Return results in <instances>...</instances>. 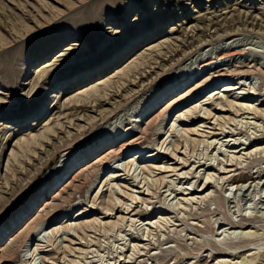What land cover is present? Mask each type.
Here are the masks:
<instances>
[{
  "label": "rangeland",
  "instance_id": "rangeland-1",
  "mask_svg": "<svg viewBox=\"0 0 264 264\" xmlns=\"http://www.w3.org/2000/svg\"><path fill=\"white\" fill-rule=\"evenodd\" d=\"M230 49L245 52L235 57L240 66L229 60L220 69H199ZM42 70L51 75L43 82L37 77ZM195 70L190 84L168 91L166 101L176 94L172 101L180 99L165 121L157 114L164 103L154 114L140 115L152 94ZM221 72L242 75L203 92ZM89 73L99 75L88 80ZM238 83L244 90L238 98L252 94L246 105L256 112L244 114L234 92L222 93L221 86ZM104 97L108 105L93 107L91 101ZM0 100L11 104L0 107V233L16 239L1 241L0 250L11 245L7 264H264V0H0ZM195 106L210 119L187 125L181 114ZM42 117L39 127L20 133ZM134 121L143 131L134 138L149 148L144 153H158L157 160L137 159L126 177L133 151L119 163L122 178L112 180L117 169L98 176L101 165L91 163L47 199L48 207L33 209L29 222L6 231L41 194L69 148L88 150ZM12 128L18 134L8 141ZM170 154L185 160L188 174L150 170L182 168ZM232 178L238 182L228 183ZM253 178H259L257 189ZM205 182V199L186 203L184 188ZM137 188L150 192L142 196ZM125 205L135 212L102 214ZM49 218L55 222L19 248L26 229ZM4 251L0 264L7 260Z\"/></svg>",
  "mask_w": 264,
  "mask_h": 264
},
{
  "label": "bare ground",
  "instance_id": "bare-ground-1",
  "mask_svg": "<svg viewBox=\"0 0 264 264\" xmlns=\"http://www.w3.org/2000/svg\"><path fill=\"white\" fill-rule=\"evenodd\" d=\"M214 16V15H213ZM93 17V16H92ZM233 47V46H232ZM245 52L244 51H237V50H234V49H230L229 51H227V52H223V53H221L219 56H218V59L217 60H214V61H211V60H209L207 63H204L203 65H201L200 66V68L199 69H201V71H203V70H211V69H216V68H218V69H220V68H222L223 66H225V65H227L228 63H230V61L229 60H231V63L232 64H235V65H239V63L235 60V57L236 56H242L243 54H244ZM10 54H11V52H10ZM245 55V54H244ZM14 56V55H13ZM59 57H63V58H66V55H60ZM14 58V57H13ZM200 59V58H199ZM117 63L119 62V61H116ZM115 62V64L114 65H116L117 63ZM241 64V63H240ZM234 65V66H235ZM242 65V64H241ZM230 66V65H229ZM240 66V65H239ZM233 67V66H232ZM237 67V66H236ZM244 67V66H243ZM242 67V68H243ZM241 68V67H240ZM239 69V68H238ZM224 70V69H223ZM198 70H195L193 73L192 72H190L188 75H187V77L183 80V81H180V82H178V84L177 85H173V86H170L169 88H167L166 90H164L161 94H152L149 98H148V100H149V102H151V104H149V102H144V103H146V108L145 107H141L140 108V110H142V112H140V115H142V116H145V115H150V114H154V108H156L158 105H160V104H163V105H165V107H164V109H163V111L161 112V113H157L158 114V118H162V120L163 121H165V119L167 118V116L169 115V113H171V111L173 110V107L174 106H176L177 105V102H179V101H177V100H179V99H175L174 101H172L175 97H177L179 94H176V95H174V96H172V98H168V100L166 101V98L168 97V91L169 92H171L172 94H173V92H176V91H178V90H180L181 89V85H183V84H186V85H188V84H190V78H194V77H196V75L198 74ZM203 72H205V71H203ZM229 72V71H228ZM235 72V71H234ZM230 73V72H229ZM238 73V72H237ZM248 74H250V73H247L246 71L245 72H243V75H248ZM99 74H93L92 75V77L91 78H89L90 76H91V73H89V76H88V78H85V79H83L82 80V82L81 83H83L84 81H87V79L88 80H90V79H92L93 77H97ZM220 75V76H219ZM218 76V78H214V79H212V80H209L208 81V83L206 84L205 83V85L203 86V88L201 89L203 92L206 90H209L210 88L212 89L213 87L215 88H217V86L219 85V83L220 82H223V81H227V80H229V82L230 81H232L234 78H238L240 75H242L241 73L240 74H236V73H233V74H227L226 76H225V74L224 73H222L221 72V74H219ZM8 76V75H7ZM49 76H51L50 75V72H49V70H42L41 72H39V74H38V79H39V81H41V82H43L45 79H47ZM5 77V76H4ZM6 78V77H5ZM7 79V78H6ZM240 79H242V77L240 78ZM4 80V79H3ZM4 81H6V80H4ZM7 81H9V80H7ZM8 83H10V82H8ZM240 83H238V84H234V85H231V84H227V85H223V86H221V87H223L222 89H221V91H222V93H226V94H228V93H231V92H234L233 93V95L235 96V94H236V97L234 98V100H236V101H241L242 103H239V104H237L236 103V109H240V110H242V112L245 114V112H247L248 113V111H255L256 112V110L254 109V108H252L251 106H249V105H246V103L247 102H250V98H249V95H251V96H253L252 94H247V95H245V96H240V98H238V96L239 95H244L241 91L243 90L242 89V87L240 86V88H238L237 86L239 85ZM242 84V83H241ZM78 84H76V85H74V86H77ZM74 86H72V87H74ZM242 86H243V84H242ZM244 87H245V85H244ZM243 87V88H244ZM213 88V90H215ZM178 89V90H177ZM34 90V89H33ZM200 90V89H199ZM213 90L211 91V92H213ZM244 91V90H243ZM238 92V93H237ZM214 93V92H213ZM216 95H218V94H216ZM232 95V96H233ZM56 97V96H55ZM105 98V97H104ZM98 99V100H96V101H91V102H93V103H95L94 104V106L93 107H98V106H100V105H102L103 103H106L107 105L109 104V102H106V98L105 99ZM181 98H183V97H181ZM222 98V96H219V99H221ZM223 98H225V97H223ZM209 99H211V98H209ZM213 100V99H212ZM219 104V103H218ZM217 104V105H218ZM232 105V104H231ZM231 105H230V107H231ZM1 106H5V107H11V104H8V102L7 101H4V100H0V107ZM92 106V105H91ZM235 106V105H234ZM86 108L87 107V105L86 104H84V105H82L81 106V108ZM233 107V106H232ZM231 107V108H232ZM59 107H57L56 106V109H58ZM221 108H223V107H221ZM199 109V108H198ZM235 109V110H236ZM197 110V107L195 106L194 108H192L191 110H187L186 112H184V114H181V116L183 117H185L184 119H186V122L184 121V119H182L187 125H196L198 122H201V124H203L202 123V121L203 122H207L209 119H210V116L209 117H205L204 115H206L205 113V110H203V109H199L198 110V113L197 112H195ZM222 110V109H221ZM239 110V111H240ZM246 110V111H245ZM0 111H4V110H0ZM9 111H11V109L9 110ZM218 111H220V110H218ZM200 112H203V116H201V113ZM205 112V113H204ZM208 112V111H207ZM200 113V114H199ZM220 113H228V111H220ZM254 113V112H253ZM157 114H155L156 116H157ZM191 114V115H190ZM256 113H254V115H255ZM154 115V117H156ZM207 115H209V114H207ZM250 115V114H249ZM181 116H179L180 118H181ZM239 116V115H238ZM43 117H45V116H43ZM43 117L42 118H40L39 119V122H38V124H36V125H32L31 127H29V128H23L22 130H21V132L20 133H22V132H25V131H27V130H29V129H35V128H37V127H39V125L42 123V120L41 119H43ZM153 117V116H152ZM178 117V118H179ZM223 117V116H222ZM158 118H156V119H158ZM27 119V118H26ZM152 119V118H151ZM212 119V118H211ZM219 119H222L221 118V116L220 117H217V121L219 120ZM224 119V118H223ZM153 120V119H152ZM157 121V120H156ZM132 122V121H131ZM153 122H155V121H153ZM138 122L137 121H134V124H131V126H129V128L127 129H123L124 131L123 132H121V133H119L118 135H116V136H113L112 137V139L111 140H107V141H100V143L99 144H96L94 147H90L88 150H83V149H81L80 148V150H78L79 148H77V149H75V148H69L68 150H67V153H65V154H63V155H61V159H60V161H58V163L56 164V166H55V168H54V170L53 171H56V174L54 175V174H52L51 173V176H49L48 178H47V180H46V182H45V184L43 185V188H42V192H41V194H39V196L38 197H36V199L35 200H33V202L31 203V205L28 207V209L25 211V213H23L22 215H20L18 218H17V220L12 224V225H10V226H8V228H6L7 230V232H9V233H11V231L13 230V229H15V228H17L20 224H25V223H27V222H29L30 220H31V217L29 216V214L30 213H32V211H33V209H35V212L36 211H42V209L43 208H45L46 206L48 207V204H49V202L47 201V199H49V198H53V197H55V195H56V193L58 192V190L59 189H61V188H63V186L66 184V183H68L70 180L72 181V180H74V178L76 177V175L78 174V173H80V172H82V171H84V170H86V168H88L89 167V165H92L91 163H93L94 164V167H95V164H97V167L99 166V165H101V167L98 169V176L101 174V172L106 168H108V169H111V168H115V169H117V172H114V174L111 172V175L109 176V180L111 179H121L122 178V176H121V174L119 175L118 173H121V172H119V163H120V161L122 160V158L124 159V158H127V157H129L130 155H131V153L133 152V151H137L138 150V152L134 155V156H136V158H134V160L133 161H129L128 163H127V166H128V170H126L125 172H126V174H125V176L127 177V176H129V172H130V169L134 166V162L135 161H137V159L139 160L140 159V161H142L143 159H145V160H148V159H151V160H157V156H158V153L157 154H155V152L154 151H150V152H148V153H144L145 151H147L149 148L148 147H145V146H139V144H140V142H139V140H138V138H134V137H136V135L137 134H141L142 132H141V129H140V127H135L136 126V124H137ZM156 123V122H155ZM241 123V122H240ZM123 124V123H122ZM153 124V123H152ZM174 125V124H173ZM172 125V126H173ZM219 125V124H218ZM0 126H1V124H0ZM151 126V125H150ZM171 126V127H172ZM123 127V126H122ZM199 127H203V125H201V126H199ZM120 129V128H119ZM197 129V130H196ZM196 129H194V130H192V133H195V132H198L199 130H198V127H196ZM121 131H122V129H121ZM11 132H13L12 134H9V138H8V141L12 138V137H15L17 134H18V131H16L14 128H12L11 129ZM145 133H147V132H145ZM223 133V132H222ZM144 134V133H143ZM227 135H228V133H227ZM1 136H3V135H1ZM134 138V139H133ZM1 140V139H0ZM128 140H130L129 142H128ZM132 140V141H131ZM141 141V140H140ZM231 141V140H230ZM215 142V141H214ZM176 145H178V144H176ZM176 145H175V148H177L176 147ZM1 147V146H0ZM244 147V146H243ZM118 148V149H117ZM178 149V148H177ZM241 149V148H240ZM239 149V150H240ZM247 150V149H246ZM165 151V150H164ZM175 151V150H174ZM178 151V150H177ZM177 151H175V152H177ZM238 151V150H237ZM241 151H244V149H241ZM240 151V152H241ZM240 152H238L237 154H239ZM164 155H167V153H165V152H162ZM161 153V154H162ZM155 154V155H154ZM160 154V153H159ZM110 155L112 156V158L108 161L107 159H108V156L110 157ZM171 156H169V159L170 160H175V159H177L178 161L180 160V161H182L183 163H181V167L182 168H180V169H178L177 167H172V168H170L169 166H168V164L167 165H163V166H156V167H154V168H151L150 170H152V171H158V173H159V175H166V174H172V176H178L179 177V175H186V174H188V171L187 172H183V169H187L188 168V166L187 167H185L186 165V162H185V160H182V159H178V158H176L175 157V155L174 154H170ZM182 155V154H181ZM133 157V156H132ZM156 158V159H155ZM129 159H131V158H129ZM128 159V160H129ZM228 161H230V160H228ZM99 164V165H98ZM203 165V164H202ZM201 164H200V166H202ZM93 166V165H92ZM199 166V167H200ZM204 166V165H203ZM210 166V165H209ZM212 168V167H211ZM210 168V169H211ZM142 170H144V171H146L148 174L150 173V175L153 173V172H151V171H148V170H146L145 169V167L144 168H142ZM89 171V170H88ZM206 171H210V170H206ZM230 171V170H229ZM84 172H86V171H84ZM183 172V173H182ZM224 172V171H223ZM222 172V173H223ZM226 172V171H225ZM145 173V172H144ZM164 173H166V174H164ZM181 173V174H180ZM221 173V174H222ZM227 174H229L230 172H226ZM124 175V174H123ZM206 176H205V178H206V181L208 180V179H210V177L212 176V175H210L209 173L208 174H205ZM172 176H168V177H172ZM183 176V177H184ZM188 176V175H187ZM183 177H181L182 179H183ZM259 177V176H258ZM166 177L165 176H163V177H161V178H158V180L156 181L157 183H159L158 181H160V179L161 180H164ZM186 177H184V179H185ZM190 179V178H189ZM188 179V180H189ZM212 179V178H211ZM211 179H210V181H211ZM177 180H179V178H177ZM253 181H252V183L251 184H253L254 183V187L256 188H258V186L260 185V181H256V180H259V178H253L252 179ZM127 181V180H126ZM162 182V181H161ZM227 182L228 183H232V184H234V183H237L238 181H237V179L236 178H232V179H229V180H227ZM163 184H164V182H162ZM182 183V182H181ZM207 183L208 182H205L200 188H198V189H195V190H188V188L186 189V188H184V193L182 194V193H180V194H182V196H185V198H186V203H193V201H197V202H199V201H201V200H203V199H205V195H206V192H207V190L209 189V186H207ZM148 185V186H150L149 185V183H148V181H146V183L144 184V185ZM251 184H249V188L251 187ZM151 185H153V183L151 184ZM188 185H189V183H188ZM208 185H210V184H208ZM240 185V184H239ZM247 185V184H246ZM113 186V185H112ZM147 186V187H148ZM161 186V185H160ZM144 187V186H143ZM142 187V188H143ZM153 187V186H152ZM247 187V186H246ZM142 188H137L138 189V192H137V194H140V195H142V196H144L145 194V192H142L141 193V190H142ZM150 188V187H149ZM157 188H159L158 186H157ZM236 189V191H241L242 190V188H245V186H243V187H239V186H236L235 187ZM256 188V189H257ZM148 190V189H147ZM146 190V191H147ZM248 190V189H247ZM150 192V191H149ZM148 192V193H149ZM114 193V192H113ZM113 193H111V195H113ZM147 193V194H148ZM114 194H116V193H114ZM146 194V195H147ZM118 195V194H117ZM145 195V196H146ZM114 196V195H113ZM113 196H112V198H113ZM129 198H131V200H132V202L133 201H136L137 200V198L136 197H134V195H132V196H129ZM116 200H119V199H116ZM130 200V199H129ZM128 200V201H129ZM139 200V199H138ZM111 202H114V201H112V199L110 200ZM109 201V202H110ZM142 201H144V199L142 200ZM183 201V200H182ZM181 201V202H182ZM108 202V203H109ZM119 203H120V201H118ZM131 202V201H130ZM183 202H185V200L183 201ZM196 202V203H197ZM135 204V203H134ZM113 205V207H114V203L112 204ZM111 206V205H110ZM109 206V207H110ZM124 206V205H123ZM106 207H108V205L106 206ZM106 207H105V209H106ZM112 207V206H111ZM110 207V208H111ZM116 207V206H115ZM121 207H122V205H121ZM120 207V212H116L115 214H113V212L114 211H117L116 209H114V208H111V210L110 209H106L105 211L106 212H102V214H104V216H106V218H109V217H111L112 215H114V216H116L118 213H120V214H126V215H130L131 213H134L135 211V207H134V209H132V210H130V208L129 207H127V205H125V207L126 208H121ZM34 213V212H33ZM138 214V213H137ZM31 215H33V214H31ZM80 217V215L78 216V218ZM58 219V218H57ZM115 219V218H114ZM117 219L120 221V220H122V222H123V218L122 217H117ZM54 219H51V218H49V219H47V220H44V221H40V222H38L36 225L34 224V227L33 228H29V229H31V230H29L30 232H26L27 231V229H26V231L24 232V233H26V235L23 237L22 236V242H21V246L19 247V248H23L24 247V245H25V242H27V241H29L31 238H33V236H35V234L42 228V226H45L46 224H52V223H54L55 221H53ZM124 220H125V218H124ZM31 224V223H30ZM115 224V223H114ZM161 224V223H160ZM80 226V225H79ZM65 227V226H64ZM76 227H78V226H75V228ZM61 228V230H63V231H65L64 229L65 228H67V226L65 227V228H63L62 226L60 227ZM63 228V229H62ZM68 229V228H67ZM55 230V233H56V228L54 229ZM53 230V231H54ZM81 230H83V229H81ZM16 231V230H15ZM57 231H58V229H57ZM60 231V230H59ZM99 231V230H98ZM18 232V231H17ZM52 232V231H51ZM67 232V231H66ZM65 232V233H66ZM28 233V234H27ZM39 233V232H38ZM247 233H251L250 231L249 232H247ZM22 234V233H21ZM69 235V234H68ZM8 237V239L10 240L9 242H12V241H15L16 239L15 238H12V235H7L6 234V232L5 233H0V247H2V245H3V242H1L2 240H3V238L4 237ZM20 236V235H19ZM248 236V235H247ZM250 236V235H249ZM253 238V237H252ZM7 239V238H6ZM251 239V238H250ZM4 249H5V251H4ZM2 251H4V257H6V258H4V259H7V258H9L10 256H11V254H12V250H11V245H8V246H5L4 248H1V250H0V252H2ZM243 252V251H242ZM248 252V251H247ZM237 254H240L239 252L237 253ZM223 255V254H222ZM242 255V254H241ZM225 257H226V255H224ZM231 256H233V255H231V254H229V256H227V257H231ZM4 259H2V260H4ZM33 259V258H32ZM31 259V260H32ZM9 259H7V260H4V263L3 264H7V261H8ZM25 260H27V259H25ZM34 260V259H33ZM32 260V261H33ZM232 260V259H231ZM43 261H45V260H43ZM244 260H241L240 261V263H242ZM6 262V263H5ZM116 262V261H115ZM32 263V262H31ZM223 264L224 263H226V262H222ZM119 264H121V262L119 263Z\"/></svg>",
  "mask_w": 264,
  "mask_h": 264
}]
</instances>
